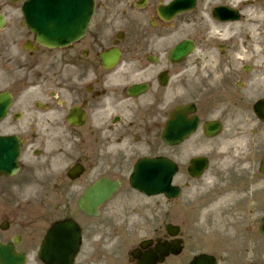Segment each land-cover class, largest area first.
I'll list each match as a JSON object with an SVG mask.
<instances>
[{"label":"flooded vegetation","instance_id":"af4514ba","mask_svg":"<svg viewBox=\"0 0 264 264\" xmlns=\"http://www.w3.org/2000/svg\"><path fill=\"white\" fill-rule=\"evenodd\" d=\"M100 1L79 40L54 50L19 49L6 59L9 78L14 76L7 83L13 98L0 121V137L16 134L21 154L17 172L0 175V217H6L0 222V241L18 238L16 193L28 192L24 239L20 233L16 246L26 254L42 226L55 219H80L83 230L94 235L95 220L80 213L79 195L98 178L117 180L119 201L109 199L99 208H120L125 178L140 156L179 160V172L190 178L191 158L207 155L203 127L209 119L238 129L234 139L247 144L249 166L264 152V120L259 117L264 114L259 102L264 100V26H244L253 34L239 40L240 27H234V43H213L208 31L216 27L220 33L223 25L203 9L202 0L168 22L156 16L157 6L168 0ZM184 40L192 47L179 60L170 58L171 49ZM112 47L119 51L113 68L101 58ZM138 84L142 92L133 88ZM181 107L186 122L196 119L195 130L179 145H167L161 140L164 123ZM153 216L152 224L159 225L171 213L154 208Z\"/></svg>","mask_w":264,"mask_h":264},{"label":"rangeland","instance_id":"374dc122","mask_svg":"<svg viewBox=\"0 0 264 264\" xmlns=\"http://www.w3.org/2000/svg\"><path fill=\"white\" fill-rule=\"evenodd\" d=\"M226 167H229V169H231V166H225L223 169H226ZM259 186L261 187V184H259L257 182V180H256L255 187L250 186L248 190L251 191V192H254V191L257 192L260 189ZM211 191H213V190L209 189V192H211ZM260 192L262 194H264L263 188L260 189ZM208 193H207V195H208ZM206 196H199L196 200L193 201V202L199 201L202 204H199V205H191L190 203L189 204H185L186 209L184 208L183 205H180V204H179V206L175 207L176 217H178L177 213L183 214L185 212H189L191 218H197L198 219V220H195V223H194V221H191V222L187 223V226H186L187 229L195 228V229L201 230L200 232L204 236L205 235L206 236H208V235H216L217 238L220 239L224 243V251H227L229 249L228 246H226V245L230 244V243H233L234 238L226 239L224 237V235L221 236L219 234V229L217 228V224H218V221L220 222V217H221L222 213H227L229 215H228V217L225 220H223L221 222H224V221H228V223L229 222H234V223L238 224V226L240 224V228L237 229V231L241 232V234H239V237H241V239L245 238V236L247 234H250V236H251L252 233L254 231H256V224L254 226L253 225H249V226H245L244 227V224L241 223L242 221H238V215L241 214L242 209L238 208L237 205L229 206V207L223 206V207L220 208L222 211L220 213H217L216 215H214L213 212H210L209 214H207V212L209 210H205V211L204 210H200V208H204L206 205H208L210 203V198L206 199ZM180 201L183 202V203L185 202V200H178L177 203L180 202ZM138 202H139V204L140 203H142V204L147 203V202H144V200H141V201L137 200V201L134 202V204H137ZM257 206H260V205L256 203V207ZM260 210H262V208L257 209L256 212H258ZM263 211H264V209L262 211H260L259 214H261ZM203 216L205 217V220L201 219ZM197 224H200L201 227L198 228L197 226H194V225H197ZM209 224H215V225H209ZM194 233H196V231H193V233H192V231H188V235H191L192 237H193V235H195ZM236 236H237V234H236Z\"/></svg>","mask_w":264,"mask_h":264},{"label":"bare ground","instance_id":"6f19581e","mask_svg":"<svg viewBox=\"0 0 264 264\" xmlns=\"http://www.w3.org/2000/svg\"><path fill=\"white\" fill-rule=\"evenodd\" d=\"M213 210V209H212ZM225 222L227 221H224V222H219L218 226L219 227V230L221 231V233L224 235V237L226 239H230V238H233L234 235L236 234V230H233L232 229V225L231 224H224Z\"/></svg>","mask_w":264,"mask_h":264},{"label":"water","instance_id":"95a60500","mask_svg":"<svg viewBox=\"0 0 264 264\" xmlns=\"http://www.w3.org/2000/svg\"><path fill=\"white\" fill-rule=\"evenodd\" d=\"M264 228V227H263Z\"/></svg>","mask_w":264,"mask_h":264}]
</instances>
